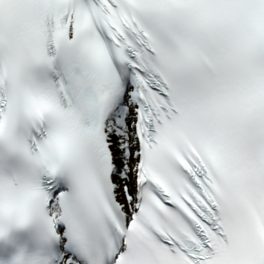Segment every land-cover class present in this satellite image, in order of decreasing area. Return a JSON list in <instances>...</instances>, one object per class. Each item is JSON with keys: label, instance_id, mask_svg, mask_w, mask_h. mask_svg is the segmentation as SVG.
I'll return each mask as SVG.
<instances>
[{"label": "snow or ice", "instance_id": "1", "mask_svg": "<svg viewBox=\"0 0 264 264\" xmlns=\"http://www.w3.org/2000/svg\"><path fill=\"white\" fill-rule=\"evenodd\" d=\"M29 223L30 264H264V0H0V236Z\"/></svg>", "mask_w": 264, "mask_h": 264}, {"label": "clouds", "instance_id": "2", "mask_svg": "<svg viewBox=\"0 0 264 264\" xmlns=\"http://www.w3.org/2000/svg\"><path fill=\"white\" fill-rule=\"evenodd\" d=\"M6 234V233H5ZM19 255L20 264H30V262H33V254L31 255H25L22 252H18L15 255H13L8 261L4 262V264H13L16 257Z\"/></svg>", "mask_w": 264, "mask_h": 264}]
</instances>
